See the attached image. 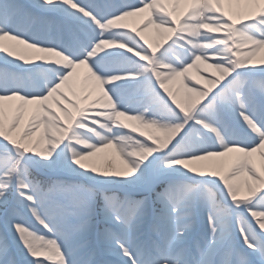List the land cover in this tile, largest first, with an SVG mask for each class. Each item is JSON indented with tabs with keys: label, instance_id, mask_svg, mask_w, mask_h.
I'll list each match as a JSON object with an SVG mask.
<instances>
[{
	"label": "snow or ice",
	"instance_id": "1",
	"mask_svg": "<svg viewBox=\"0 0 264 264\" xmlns=\"http://www.w3.org/2000/svg\"><path fill=\"white\" fill-rule=\"evenodd\" d=\"M0 264H264V0H0Z\"/></svg>",
	"mask_w": 264,
	"mask_h": 264
},
{
	"label": "bare ground",
	"instance_id": "2",
	"mask_svg": "<svg viewBox=\"0 0 264 264\" xmlns=\"http://www.w3.org/2000/svg\"><path fill=\"white\" fill-rule=\"evenodd\" d=\"M127 22L129 23L130 26H135V25H137L138 20H137V18H130ZM145 35H146V38L150 42H156L158 40V37L152 31H148L147 33H145ZM257 59H259V55H258ZM204 74L208 75L209 73L205 72ZM189 82L191 83L192 81H189ZM116 162L118 163V161H116Z\"/></svg>",
	"mask_w": 264,
	"mask_h": 264
}]
</instances>
